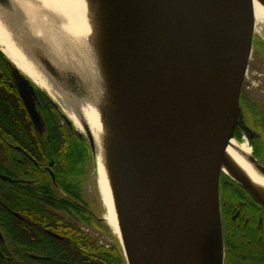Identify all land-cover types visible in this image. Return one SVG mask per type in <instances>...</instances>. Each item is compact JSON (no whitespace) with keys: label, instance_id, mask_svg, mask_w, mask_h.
I'll list each match as a JSON object with an SVG mask.
<instances>
[{"label":"water","instance_id":"95a60500","mask_svg":"<svg viewBox=\"0 0 264 264\" xmlns=\"http://www.w3.org/2000/svg\"><path fill=\"white\" fill-rule=\"evenodd\" d=\"M115 5L126 50L123 84L131 127L118 200L126 264H224L221 174L264 209V198L240 172L231 177L221 169L224 149L240 125L253 38L251 0H115ZM0 10L15 12L10 0H0ZM34 54L53 81L85 98L71 70L61 72L41 49ZM11 68L37 123L35 88ZM82 127L78 136L96 153L91 131L84 122ZM246 161L264 177V164L252 151Z\"/></svg>","mask_w":264,"mask_h":264},{"label":"bare ground","instance_id":"6f19581e","mask_svg":"<svg viewBox=\"0 0 264 264\" xmlns=\"http://www.w3.org/2000/svg\"><path fill=\"white\" fill-rule=\"evenodd\" d=\"M10 2L14 13L0 10V51L33 85L58 103L78 131H83L82 122L88 126L94 137L97 186L105 208L102 219L122 245L124 230L118 200L129 164L131 127L123 84L126 50L122 27L117 24L115 0ZM251 5L253 32L264 35V0H251ZM105 42L116 48V55L102 62L100 52ZM36 48L56 62L61 72L71 70L77 60L87 63L92 68L87 74L93 72L94 80L87 86L88 96L77 97L78 93L71 88L69 91L64 82L53 81L36 60ZM112 65L117 68L112 69ZM97 83L100 85L95 88ZM251 151L246 138L243 142L230 138L221 169L231 177L234 171L240 172L264 198V177L246 161ZM189 264L195 262L190 260Z\"/></svg>","mask_w":264,"mask_h":264},{"label":"trees","instance_id":"16d2710c","mask_svg":"<svg viewBox=\"0 0 264 264\" xmlns=\"http://www.w3.org/2000/svg\"><path fill=\"white\" fill-rule=\"evenodd\" d=\"M11 67L9 60L0 51V134L11 143L27 148L30 156L38 162L47 164L53 161L52 169L58 188L66 196L62 197L52 189L48 173L39 174L32 161L30 164L26 162L25 167L17 164L10 166L11 169L7 167V163L19 155L16 151L14 154L0 146V173L6 177L18 176L34 180L29 182L30 187H27L28 183L21 182L13 188L11 181L0 178V229L6 238L17 241L16 249L10 248L9 252L2 245L1 250L4 255L24 256L27 251L36 256L28 258L27 263L3 264H126L116 239L110 245L102 244L97 237L78 226V222H83L89 228L108 233L101 219H97L76 203L87 204L81 193L85 169L82 164L90 156L88 144L74 133L70 123L66 121L65 125L61 124L57 112L43 98L40 109L46 122V132L41 137L28 121L26 110L9 73ZM240 100L246 102L242 123L248 126V123L253 122L251 114H254L255 123H259L263 130L262 111L253 104H247L244 92ZM60 114L63 118V114ZM237 191L231 188V193L235 194ZM224 196L229 198L227 192ZM12 210L18 212L20 217L13 215ZM254 224L252 222L241 226L249 227ZM259 226L264 227V220ZM241 231L246 233L243 229ZM260 235L255 237L259 241L255 253L246 250L245 243H235V238H227L226 264H264V233ZM238 248L242 251H237Z\"/></svg>","mask_w":264,"mask_h":264},{"label":"flooded vegetation","instance_id":"af4514ba","mask_svg":"<svg viewBox=\"0 0 264 264\" xmlns=\"http://www.w3.org/2000/svg\"><path fill=\"white\" fill-rule=\"evenodd\" d=\"M9 73L16 87V83H15V80L12 74V68H9ZM16 91L18 93L19 98L21 99L23 108L26 110L28 121L32 123L37 133L42 137L44 133L46 132V128H45L46 122H45L44 116L40 109L42 103H41V98L39 96V90L35 88V94H36L35 106L39 114L37 123L33 122L23 99L19 95L17 87H16ZM251 115L254 116V114H251ZM253 116H251V120L253 122L248 123V124L246 123V124L248 125L250 129L248 132V143L250 144L253 150L254 156L256 157L255 155L256 148H260V150L264 154V129L263 130L261 129V127L259 126V123H255L256 117H253ZM235 133L237 134V132ZM0 146L2 147V149H6L7 151L14 153V154L16 151V153L19 155L18 158H15V159L13 158L12 160H10L9 163H7V167L15 166V164H17V166L25 167L24 164L26 162H29L30 164L32 161L34 166L38 168L39 174L42 173L45 175V173H48L50 177L51 185L53 188L59 187L56 181L54 171L52 169V167L54 166L53 161H49L47 164L38 162L36 159L30 156L29 150L27 148L11 143L4 136H1V134H0ZM11 168L12 167H10V169ZM17 172H22V170H17ZM51 173L53 174V177L51 176ZM0 175H3V174L0 173ZM7 178L8 179L6 180H9L12 182L11 184L13 188H15V184H21V182L28 183L27 187H30L29 182L34 181L27 177L20 178L18 176H7ZM231 188L232 189L235 188L238 191L235 192V194L231 193ZM226 192L227 194H229V198L228 196L227 197L224 196ZM219 197H220V212H221L222 231H223L224 248H225L224 249V252H225L224 264H226L227 262L226 261V257H227V253H226L227 243L226 242H227V238L229 237L235 238V241H234L235 243H240V242L245 243V246L247 248L246 250H250L251 253L256 252V248L259 245V241L255 240L256 239L255 237L257 235L264 233V227L259 226L260 222L262 223L264 220V209L258 203H256L251 198V196L248 194V192H246L240 185L227 181V179L223 178L222 176L220 177V182H219ZM76 203L81 208L86 207L88 210L84 208L83 209L86 210L88 213L92 214L93 216H95V214L92 212V210L89 207H87L86 205L82 203H78V202ZM11 213L17 217H20L19 213L16 212L15 210H12ZM96 218L100 219L99 217H96ZM252 222L255 223L254 226H251V225L249 227L241 226L242 224L246 226L249 223L251 224ZM241 229L245 230L246 233H243ZM242 235L245 236V239L242 238L243 237ZM2 245L6 246L7 251L10 252L9 250L10 248L12 250L13 248L14 249L17 248V241L6 238L2 230L0 229V264L7 263V262L27 263L28 258L36 257L31 252L27 253V251L25 252L24 256L4 255V251L1 250ZM238 250L242 251V249L240 248H238L237 251Z\"/></svg>","mask_w":264,"mask_h":264},{"label":"rangeland","instance_id":"374dc122","mask_svg":"<svg viewBox=\"0 0 264 264\" xmlns=\"http://www.w3.org/2000/svg\"><path fill=\"white\" fill-rule=\"evenodd\" d=\"M115 51H116L115 47H111L107 42H105V46L102 47L101 52H100L102 62L109 61L110 57H113L115 59V55H116ZM261 55L263 57H261ZM73 65H74L73 68H71L72 75L74 76V78L81 81V83L79 84L82 88H84L85 95L88 96L87 91H86L88 89L87 86H90L91 82L92 81L94 82V80H93V72L92 74H87V73L90 70H92V68H90V66H88L87 63L85 64V62H81V61L79 62L78 60ZM116 65H117V60H116ZM116 65H112L113 66L112 69H116L117 68ZM109 69H110V66H109ZM106 71L109 74H111L108 70ZM103 82H106V79H103ZM99 85L100 84L98 83L95 84V88L98 87ZM34 87L40 91L39 92L40 98H43V101L47 104L49 103L52 110L57 112V115H58L57 117L59 121L61 122V124L65 125L67 123L65 117L67 118V116L63 113L58 103L53 101L43 89L38 88L35 85ZM243 92L246 94V99L248 100L247 104L250 103V104L255 105L256 108L262 111V113L264 114V35L257 34L256 32H253L252 49L250 52L245 76L243 79L241 94ZM245 104L246 102L243 103V101L240 100V113H241V117L239 118L240 125H239V128L236 129L235 131L237 132V134L235 133V138L236 140H238V142H243L245 138L248 141V131L247 130L249 129V127L242 123L243 117L245 115L244 111L246 110ZM60 113L63 114V118ZM70 127L74 130V133L78 135V133L75 131L77 129L71 121H70ZM80 139L86 141V143L88 144L87 147H88L89 154H90V156L87 159H85L82 164L85 166L83 177H82V182H83V190L81 193L82 198L87 203L85 205L89 207L92 210V212L95 214V217L102 218L103 214L105 213V208L102 203V200H101V197L98 191V186H97V173H96L97 155L96 153H93L91 151L89 142L85 136L84 138H80ZM252 153H253V150H252ZM255 155L261 163H264V154L260 150V148H256ZM221 175L222 177L227 179V181L235 183L233 180H231L229 177L225 176L224 174H221ZM52 189L58 195H61L62 197L66 196V194L62 191V189L60 188H56V189L52 188ZM101 220L103 221V224L108 229L107 234L101 233L96 229L89 228V226H87L83 222H78V226L83 228V230L86 233L97 237V240L100 241L102 244L110 245L112 244L113 239H116L120 245L118 237L113 232L112 228L105 222V220L103 219ZM120 248H121V245H120ZM224 256H225V252H224Z\"/></svg>","mask_w":264,"mask_h":264}]
</instances>
